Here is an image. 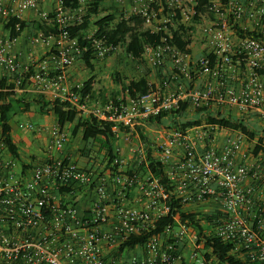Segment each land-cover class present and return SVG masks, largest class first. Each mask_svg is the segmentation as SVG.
Returning a JSON list of instances; mask_svg holds the SVG:
<instances>
[{
    "label": "built area",
    "instance_id": "2783aa9c",
    "mask_svg": "<svg viewBox=\"0 0 264 264\" xmlns=\"http://www.w3.org/2000/svg\"><path fill=\"white\" fill-rule=\"evenodd\" d=\"M77 1L75 7H66L56 0L52 9L41 10L40 0H0V22L23 20L32 12L35 25H58V34L38 32L34 39L52 47L57 74L51 78L47 64L39 62L31 80L60 87L69 67L88 51L71 31L84 23L95 0ZM104 3L118 9L119 20L138 18L143 30L160 35L158 45L146 48V63L152 68L170 65L186 83L176 93L159 90L126 107L111 102L89 112L115 123L114 133L120 132L119 126L128 128L122 132L129 135L128 141L141 120L178 109L185 101L194 109L252 110L264 119V0ZM176 32L190 40V53L174 43ZM13 41L0 36V66L17 77L19 87L29 69L19 68L10 52ZM92 48L97 59H105L123 45L94 39ZM198 80L204 85L197 87ZM64 99L86 111L72 91ZM1 117L0 112V264H218L200 231L174 214L172 194L157 178L143 181L139 175L125 174L120 158L114 163L120 164L116 171L52 154L41 163H20L11 153ZM50 136L47 151H62L68 140L65 131L56 127ZM253 147L240 131L204 126L173 133L158 145V157L168 165L183 212L198 214L202 237L232 245L230 253L243 264H264V155L254 156ZM138 151L144 154L136 147ZM145 157L140 155V160ZM77 193L83 196L80 203L74 198ZM199 205L216 206L207 207L209 220L204 210H195ZM169 216L175 225L153 233L158 220ZM144 234L148 237L143 245L120 251Z\"/></svg>",
    "mask_w": 264,
    "mask_h": 264
},
{
    "label": "trees",
    "instance_id": "16d2710c",
    "mask_svg": "<svg viewBox=\"0 0 264 264\" xmlns=\"http://www.w3.org/2000/svg\"><path fill=\"white\" fill-rule=\"evenodd\" d=\"M66 7H75L78 4L77 0H63ZM104 0H95L93 7L89 10L88 15L85 17L84 23L75 27L71 31V36L78 39L82 47H87L86 51L78 60L84 63L86 68L90 70L91 76L83 82L79 87L72 88V92L79 97L81 105L87 106L90 100L95 101V83L96 73L94 61L96 56L92 48L94 39H102L107 44L123 45V50L126 58L132 60L136 65L145 67L141 77H124L123 73L115 70L112 74V80L119 88L117 93L113 94L111 101L105 96L103 99V108L111 102L117 108L128 106L130 101H137L142 96L154 93L156 91L166 92L168 85L179 87L180 83L175 84L170 82L168 77L171 76V71L163 67L158 69V83L154 84L149 80L150 68L147 65L144 54L147 47L156 46L161 41V36L152 34L145 31L141 27V21L138 18H133L130 21L119 20L118 9L114 6L103 7ZM107 8L108 14L101 15V9ZM28 27V23L16 17L10 18L5 23V29L9 33L11 40L19 38L23 31ZM95 29L92 38H88L91 28ZM36 32H43L48 35L49 33L58 34V25L47 23H39L35 27ZM241 34V32L238 31ZM244 35V34H242ZM174 43L179 48L190 53L187 48L190 40L183 38L180 32L175 33ZM33 74V69L30 68L25 79L17 87L16 78L13 76H5L0 79V112L2 129L6 140L9 144L11 153L18 156L17 146L14 144L11 133V120L17 110L29 111L33 105H38L43 114L52 113L57 117L59 126H64L66 123H77V128L74 129L73 135L77 136L82 133V139L87 143V147L98 144L101 149L105 151L107 164L106 167L110 170H117L119 165H114L115 161L121 156L117 149V142L119 141L120 134L124 132L126 127L119 126L120 132L114 133L113 128L115 123L105 121L93 115L92 113L79 110L72 102L66 99L57 98L49 100L45 96L39 95L37 98L29 99L26 95H18L17 88L25 89L28 86V80ZM51 75V74H50ZM53 76V75H51ZM14 80V81H13ZM191 86V85H190ZM172 87V86H171ZM192 105L190 101L181 103L178 109L165 111L158 116H151L145 120V124H172L176 129L186 132L189 129H196L204 126H210L217 129L240 131L247 139L254 144L253 155H264V132L259 133L257 128L247 119H240L231 115H226L221 109L211 107H200L195 109V116L189 117ZM135 131L139 134L145 142H147L146 129L143 126H137ZM89 149V148H88ZM140 159V158H139ZM168 165L159 160L158 154L155 150L147 145V154L144 160L136 161L133 167H129L125 174L129 176L139 175L143 173L144 176H152L159 180L167 190L172 194L171 206L174 214L180 213L182 221L189 220L191 225L200 231V237L204 238L205 246L212 250V253L217 257L218 264H243L232 255V245L222 242L218 239H211L202 237L204 226L199 220L195 218L198 214H186L183 212V207L180 201L174 196L175 184L170 180L167 173ZM204 219L209 220L210 215H205ZM169 224L175 225L173 216L161 218L158 220L156 229L153 230L155 234H161L165 227ZM147 234L135 236L121 246L120 251L126 247L132 248L143 245L146 242Z\"/></svg>",
    "mask_w": 264,
    "mask_h": 264
},
{
    "label": "crops",
    "instance_id": "0c3cea01",
    "mask_svg": "<svg viewBox=\"0 0 264 264\" xmlns=\"http://www.w3.org/2000/svg\"><path fill=\"white\" fill-rule=\"evenodd\" d=\"M55 1L56 0H40L41 10L49 9V8L52 9L55 6ZM34 20H35V15L32 12L28 13L24 17L23 21H26L28 23V27L23 31L22 35L19 38H17L12 42V47L10 52L17 58L19 68L21 70H27L26 72H28V69L30 71L31 68L33 69V74H34L36 71L35 64L39 62H45L49 67L50 74L53 75V76L50 75V77L54 78L57 73L54 70V62L52 60V52H51L52 47L44 44H37L34 42L37 33L35 30L36 25L34 23ZM0 36L2 37L9 36L8 31L5 29L4 20H1L0 22ZM198 55L199 54H194V56H198ZM82 63L83 62H81L80 60H77L76 63H74L71 67H69L67 72V77L60 87H55L53 85L45 86L44 84L37 82L35 80H31L29 78L28 86L25 89L17 88L16 92L18 93V95H26L27 97H29V99L37 98L39 95L41 96L43 95L49 100H54L57 98L64 99L67 95V92L71 91L72 88L79 87L83 84V82L77 83L78 80L76 79V77L79 76L78 70ZM94 65L96 70L95 73L97 75L96 83H95V96H96L95 100H97L99 98L102 99L103 97V95H101V90L100 89L97 90L96 87L97 85H99V81H100V76H98L99 74L98 72H100V70L103 69L102 67L103 64L100 61L97 62L94 61ZM148 66L149 68H152L150 65ZM165 68L171 71V76L168 77L169 81L170 82L176 81L174 82L175 84L180 83V85H182V80L178 79L174 75V71L170 67V65L164 66L163 70H165ZM152 69L153 71L149 75V80L152 83L157 84L159 80L157 78L159 72L155 68ZM84 74L86 75L85 80H87L91 76L89 72H85ZM5 76L10 77L11 75L5 74V72H3L0 66V79H2ZM13 77L16 76L13 75ZM195 85L197 87L204 85V80L196 81ZM90 101L93 102L92 100ZM90 111L92 110L86 108L85 112H90ZM25 118L27 119L38 118L40 122L35 123L31 121L28 122L26 120L24 123L21 122L22 119ZM12 122H14L15 125H12ZM138 125L144 127L146 125L145 120H141ZM11 127H12L11 136L14 144L17 146L18 149V156H16V159H18L20 163L23 164H27L31 161L38 163L44 162L52 154L55 157L74 159L81 165H88L94 163V159L92 158L93 153L101 149L100 145L98 144L92 145V147H87V143L84 142L82 139V133H79L77 136L73 135L74 129L77 128V123H73V124L66 123L64 126H59L57 117L54 116L52 113L43 114L40 111L38 105H33L29 111L17 110V112H15L12 117ZM56 127H59L60 129H63L65 131L68 140L62 151H53L52 153H49L47 151V148L51 142L50 133L51 130ZM123 140L126 139L123 138ZM119 142H122V140L120 139L117 142V146H119L118 145ZM121 148H122L121 152L124 153L125 157L133 158L132 156H134V154H131L127 150V147L122 145ZM96 160H99V158H97ZM145 178H147V176H145ZM74 198L79 203L83 200V196L79 193H77L74 196Z\"/></svg>",
    "mask_w": 264,
    "mask_h": 264
},
{
    "label": "rangeland",
    "instance_id": "374dc122",
    "mask_svg": "<svg viewBox=\"0 0 264 264\" xmlns=\"http://www.w3.org/2000/svg\"><path fill=\"white\" fill-rule=\"evenodd\" d=\"M111 6V4L108 3H104L103 7H109ZM101 15H107L108 14V9L105 8L101 9ZM95 31V29L92 27L90 33H93ZM100 61L102 62V67L103 69L100 70V72H98V76H100V81H99V85H97V90L100 89L101 90V95H103V97H107L110 101H111V97L113 96V94L117 93V91H119V88L115 85V83L112 80V74L115 70H118L120 72L123 73L124 77H129V78H134V77H140L142 76L143 72H144V68L143 66H139L136 65L132 60L126 58L125 54H124V50H121L120 52L105 58V59H96L95 62ZM76 63V62H75ZM156 70H158L159 68H155ZM152 73L153 69L150 68ZM155 70V71H156ZM85 72H90V70H88L84 63H82L79 67L78 73L79 76L76 77V79L78 80L77 83H82L85 81L86 75L84 74ZM157 72V71H156ZM81 73V74H80ZM158 78V76H157ZM184 84V85H183ZM168 85V86H167ZM166 86L168 87L166 90V93H176L179 91V87H173V85H169V83H166ZM172 86V87H171ZM181 86V85H180ZM182 86H186V83H182ZM103 99V98H102ZM102 99H97L93 102L89 101L88 105L86 106L87 109H91V110H95V109H103V100ZM226 115H231L233 117L236 118H240V119H247L248 121H250L259 131L260 134H262L264 132V119H262L257 113H255L254 111H248V112H243L237 108H233V109H226L225 111L222 110ZM195 112L196 110L193 108L191 109V111L189 112V117H194L195 116ZM26 121H31V122H35V123H39L40 120L38 118L36 119H30V118H25L22 119L21 122H25ZM12 125H15L14 122H12ZM139 126V125H137ZM135 126L132 129H136ZM144 128L146 129V136H147V142H145L142 138H140L139 134L136 132L135 135H133L132 137L130 136V139L127 140H123L126 139L127 137H129V135H125L124 133H121L122 135H120L119 140L121 139L122 142H119V146H117L119 155L121 156V160H123V167L125 170H127L129 167H133L136 163V161H139L140 159V155L145 156L147 154V145L151 146L156 154L158 153V145L160 143H162L163 141L167 140L169 137L172 136L173 133H175L176 131H179L180 129H176L175 127H173L172 124H167V125H162V124H155V123H147ZM206 129V128H203ZM221 133L218 134V142H220L222 140V135L220 136ZM122 145L127 147V150L131 153L134 154V156H132L133 158H129V157H125L124 153H122ZM97 146V145H96ZM98 147V146H97ZM132 147V148H131ZM139 147V149H141L144 154H140V152H134L133 150ZM132 149V150H131ZM93 151V150H92ZM92 155V154H91ZM142 157V156H141ZM92 158L94 159V163L98 164L99 166L101 165H106L107 163V158H106V153L104 150L99 149L98 151H95L92 155ZM97 158H99V160H96ZM262 162H264V157H262ZM139 178L141 180H145V176L143 175V173L139 174ZM216 207L214 205H199L197 207H195V210H204L202 211L204 213V216L206 215L205 212H207L208 208L207 207ZM206 208V209H204Z\"/></svg>",
    "mask_w": 264,
    "mask_h": 264
}]
</instances>
